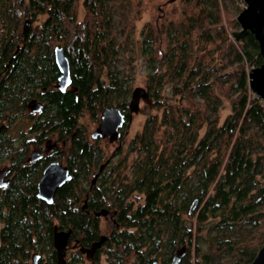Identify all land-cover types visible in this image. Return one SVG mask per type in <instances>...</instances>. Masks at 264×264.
<instances>
[{"label": "trees", "instance_id": "obj_1", "mask_svg": "<svg viewBox=\"0 0 264 264\" xmlns=\"http://www.w3.org/2000/svg\"><path fill=\"white\" fill-rule=\"evenodd\" d=\"M146 2L0 0V110L15 125L29 101L45 99L34 129L70 133L72 149L71 179L50 204L35 196L32 168L0 193V264H28L34 253L56 264L54 226L76 241L66 264H85L80 247L101 235L92 264H170L180 250L178 264H250L263 244L264 102L247 81L261 56L253 34L234 38L224 0H177L178 12L143 24L153 111L99 170L105 149L88 134L104 108L129 114L134 74L117 60ZM56 45L69 63L65 92L51 85Z\"/></svg>", "mask_w": 264, "mask_h": 264}, {"label": "flooded vegetation", "instance_id": "obj_2", "mask_svg": "<svg viewBox=\"0 0 264 264\" xmlns=\"http://www.w3.org/2000/svg\"><path fill=\"white\" fill-rule=\"evenodd\" d=\"M59 77L60 71L56 80L51 84L53 88L58 89L61 92L71 89L70 83L64 88V90H61L58 87ZM45 103V99H33L29 101L26 104L25 111L23 110V113L18 117L19 119L15 120L16 123L18 122L17 128H12L14 126L13 124L9 125L7 111L0 110V193L10 186L11 182L15 179L17 172L24 167L34 169L33 172L36 177L38 175L35 181V193L36 197L43 200L44 202L45 200L37 195V185L46 166H48L50 163H58L62 167L66 168L67 174L71 179V172L68 167V162L72 155L71 134H61L59 129H34V124H36V121L44 120L46 117L44 108ZM110 108L111 107L104 108L101 111L97 120V125L88 134V140L91 142H96L99 146L101 145L98 141L101 139H107L109 142L116 143V146L108 155L104 152L106 157L101 161L99 170H102L103 167H105L111 160L115 159L119 155L118 150L121 148L123 137L127 134V130L132 120L131 115V120L129 122L130 113L126 116L124 113L120 112L123 115L124 120L118 128V134L116 138L114 140H110L108 136H99L97 133H94V131L102 120L103 112ZM70 179L64 181V183ZM91 180L92 182L94 181L93 178ZM58 188H56V190ZM56 190L53 193L52 201ZM69 241L71 243H69ZM75 245L76 241L68 240L66 249ZM95 252L96 250L92 253L90 258L86 257V255L82 253L83 259L85 261H89V264H92ZM42 264H45V262Z\"/></svg>", "mask_w": 264, "mask_h": 264}, {"label": "water", "instance_id": "obj_3", "mask_svg": "<svg viewBox=\"0 0 264 264\" xmlns=\"http://www.w3.org/2000/svg\"><path fill=\"white\" fill-rule=\"evenodd\" d=\"M175 1V0H172ZM245 3L242 10L237 14L236 20L239 24V29L233 33V36L238 40L244 33L249 31L253 34L257 41L261 63L254 66L247 72V81L249 89L264 102V0H243ZM28 20L25 21L24 28L27 26ZM54 60L60 71L58 87L61 90L71 83L70 69L68 59L64 54V50L60 46H54ZM148 97L147 88L136 87L132 90L131 99L129 101V122L132 113L138 111V101ZM123 115L118 108L111 107L103 112V117L94 133L99 136H108L110 140H114L118 134V128L123 122ZM70 179L65 167L58 163H50L43 171V174L38 182L37 195L45 200L47 204L52 202L53 193L61 186L64 181ZM196 205V200L191 204L190 209ZM106 210L96 212L95 215H105ZM71 235V229L57 230L54 226L53 231V247L56 250V264H65V249ZM106 239L105 235H101L97 240L93 241L89 247H80L82 253L90 258L92 253ZM181 251V250H180ZM178 251L171 259L170 264H178L181 252ZM39 258L38 253L31 256V261L28 264H37ZM46 264V263H45ZM152 264H156L153 261ZM250 264H264V242L259 248L256 256Z\"/></svg>", "mask_w": 264, "mask_h": 264}, {"label": "rangeland", "instance_id": "obj_4", "mask_svg": "<svg viewBox=\"0 0 264 264\" xmlns=\"http://www.w3.org/2000/svg\"><path fill=\"white\" fill-rule=\"evenodd\" d=\"M224 2L228 5V9L231 13H234L236 16L242 10L245 3L243 0H224ZM165 10H170L173 12H178L179 10V3L177 0H147L146 4L142 7L140 18L134 21V31L132 34V42L130 46H132L131 50L123 51L119 54L117 60V68L120 69L122 72L123 70L129 71L133 70L134 79L132 82V90L136 87L146 88L145 83V73L147 71L145 57L141 50V35L140 30L143 27V24L146 21H150L153 19L154 16L161 14ZM83 8L81 4L78 6V19L83 16ZM235 16V17H236ZM43 16L41 17V19ZM40 21V20H39ZM239 28H233V31H237ZM231 31V27H229ZM249 71V70H248ZM249 93L253 96L255 94L249 89ZM130 99V98H129ZM225 107L222 110V116L228 111V105L225 101H223ZM153 108L151 107V99L149 97L142 98L140 97L138 101V111L132 113V120L130 126L127 130V134L123 137V147L126 145V141L142 126L143 120L147 113L152 112ZM97 125V121L92 123V131L95 126ZM18 122L12 128H17ZM89 131V133H90ZM101 146L104 147L105 153L108 155L113 148L116 146V143L109 142L107 139H101L98 141ZM141 200V198H138ZM31 261V260H30ZM85 264H89V261H85Z\"/></svg>", "mask_w": 264, "mask_h": 264}, {"label": "bare ground", "instance_id": "obj_5", "mask_svg": "<svg viewBox=\"0 0 264 264\" xmlns=\"http://www.w3.org/2000/svg\"><path fill=\"white\" fill-rule=\"evenodd\" d=\"M53 52V51H52ZM101 171V170H100ZM36 196V195H35ZM84 210V209H83ZM53 234V233H52ZM70 240V239H69ZM73 241V240H72ZM41 258V257H40Z\"/></svg>", "mask_w": 264, "mask_h": 264}]
</instances>
